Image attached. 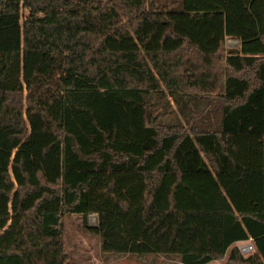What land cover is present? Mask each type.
Here are the masks:
<instances>
[{"label":"trees","instance_id":"1","mask_svg":"<svg viewBox=\"0 0 264 264\" xmlns=\"http://www.w3.org/2000/svg\"><path fill=\"white\" fill-rule=\"evenodd\" d=\"M75 214L105 255L264 264V0H0V264H75Z\"/></svg>","mask_w":264,"mask_h":264},{"label":"rangeland","instance_id":"2","mask_svg":"<svg viewBox=\"0 0 264 264\" xmlns=\"http://www.w3.org/2000/svg\"><path fill=\"white\" fill-rule=\"evenodd\" d=\"M229 40L236 41L234 47L229 46ZM239 47V40H227L228 49H239ZM151 102L154 104L153 114L157 116L162 115V123H184L174 100L165 90L164 96L153 95ZM88 221L90 226H98L97 216L91 215ZM82 223L83 219L79 214L67 216L64 222V227L66 229V249L72 255V260L75 264H181L180 260L177 258H163L161 256H148L146 259H140L139 257L132 255L121 256L118 258L113 255H105L101 251L99 238L87 235L82 229ZM255 252L256 251L254 250L250 255L246 256H251ZM246 256L245 258H248ZM228 257L229 255L217 264L224 263Z\"/></svg>","mask_w":264,"mask_h":264},{"label":"built area","instance_id":"3","mask_svg":"<svg viewBox=\"0 0 264 264\" xmlns=\"http://www.w3.org/2000/svg\"><path fill=\"white\" fill-rule=\"evenodd\" d=\"M235 42L236 41H234V40L233 41L232 40H229L228 41V44H229V46L234 47V44H236ZM239 248H240V250H241V252H242V254L244 256L250 255L255 250L254 246L251 245V244H245V245L240 246Z\"/></svg>","mask_w":264,"mask_h":264},{"label":"crops","instance_id":"4","mask_svg":"<svg viewBox=\"0 0 264 264\" xmlns=\"http://www.w3.org/2000/svg\"><path fill=\"white\" fill-rule=\"evenodd\" d=\"M245 244H251L254 246V243H253V240H248V241H245V242H239L237 243V245L240 247L242 245H245ZM163 257V256H161ZM164 258V257H163ZM178 259V258H177ZM219 261H216V262H213L212 264H217ZM181 263V262H180ZM182 264V263H181Z\"/></svg>","mask_w":264,"mask_h":264},{"label":"bare ground","instance_id":"5","mask_svg":"<svg viewBox=\"0 0 264 264\" xmlns=\"http://www.w3.org/2000/svg\"><path fill=\"white\" fill-rule=\"evenodd\" d=\"M95 219V218H94Z\"/></svg>","mask_w":264,"mask_h":264}]
</instances>
